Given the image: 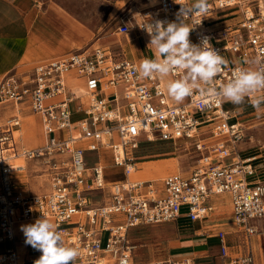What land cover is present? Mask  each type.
Here are the masks:
<instances>
[{
	"label": "built area",
	"instance_id": "2783aa9c",
	"mask_svg": "<svg viewBox=\"0 0 264 264\" xmlns=\"http://www.w3.org/2000/svg\"><path fill=\"white\" fill-rule=\"evenodd\" d=\"M181 5L189 1L158 0L141 11L137 30L147 34L145 24L170 22ZM207 5L206 13L183 19H189L195 31L194 43L209 38L227 63L212 85L194 88L185 103L168 101L158 74L140 77L133 60L108 47L70 51L1 78L0 107L26 105L40 118L45 143L30 149L18 145L14 134L21 107L0 119V242L13 239L17 222L44 215L57 225L67 247L78 250L75 264H194L175 257L134 262L137 244L129 231L180 218L203 220L213 211L210 199L223 193L231 201L236 232L246 239L264 234L259 227L264 219V181L256 178L258 156L239 148L244 126L224 108L223 97L211 90L231 81L236 69L264 68V0H212ZM215 9L222 13L211 19ZM209 24L213 29H207ZM131 29L124 21L117 32L126 36ZM183 74L179 69L170 73L174 78ZM70 77L81 80L84 95H76ZM260 95L264 92L251 98ZM114 131L117 143L112 142ZM144 141L179 142L193 154L192 170L188 175H165L161 191L152 181L130 180L139 158L133 152ZM85 148L109 149L113 164L123 169L124 178L111 183L108 201L100 206H88L89 189L83 187L90 180L95 188H103L98 183L102 167L95 165L90 175L85 174ZM19 157L43 160L49 191L30 193L15 186L13 174L19 167L13 161ZM225 235L222 230L216 234L222 264H255L250 244L246 252H230ZM0 264H20L16 251L0 252Z\"/></svg>",
	"mask_w": 264,
	"mask_h": 264
},
{
	"label": "crops",
	"instance_id": "0c3cea01",
	"mask_svg": "<svg viewBox=\"0 0 264 264\" xmlns=\"http://www.w3.org/2000/svg\"><path fill=\"white\" fill-rule=\"evenodd\" d=\"M51 1L52 0H0V75L18 67L22 61L23 63H27L26 65L29 64L28 62L33 61L32 66H34L38 62L58 57L73 49H79L75 47L82 45L83 42L88 40L87 38L89 35L85 32V26L90 23L84 20L82 13L66 6H54ZM100 1H103L105 15L109 13L114 14L116 11L130 10L133 6L141 2H143V4L146 3L143 0ZM170 22H179L178 17H174ZM184 23L191 27L189 22ZM133 34L135 33L133 32L132 35ZM192 35H195L193 28L189 36L191 43L193 41ZM149 40V36L133 35V38H131L128 44L120 45L119 49L115 51L121 56L133 60L139 68V64L143 58H155L153 55L154 50L148 48ZM158 76L168 101L175 104H181L187 101V98L182 102L172 100L166 90V87L168 88V84L171 81L182 78L184 74L178 78H174L170 74L167 76ZM68 82L72 89H74L76 95H84L81 80L70 77ZM82 100L85 101V97H82ZM9 104L11 105V113H8L6 104L0 107L1 120L12 114L18 107H21V109L28 108L23 104ZM223 105L225 109L234 106L224 99ZM21 111H19V114ZM38 120L41 124L39 117ZM25 121V136L32 138L35 136L38 128L37 122L31 117H27ZM14 135L16 136L17 133ZM78 143L84 146L83 141H78ZM85 150H87L85 152L92 153L96 156L93 163L88 164L84 155L85 174L90 175L91 169L95 165L101 166L102 170L110 169L117 171L114 169L116 167L115 165L111 168L103 166L101 162L103 157L101 150H88V148H85ZM161 160H152V162ZM167 160L168 159H165L163 161H166V164H168ZM171 160H173L172 162H174L173 164L176 168L179 169L181 160L177 158H171ZM147 162H140L139 164L145 165L144 163ZM13 163L15 166L17 165L19 167L20 171L25 167L24 164H16L14 161ZM173 164H171L172 166L170 165L172 169ZM143 165H141L142 172H139L141 175L151 172H145ZM138 166H135V171L138 169ZM168 166L166 168L164 167V172L170 170ZM176 168L174 169L175 171L177 170ZM160 176L162 175L159 174V177L155 179L151 178L143 181H152V183L156 181V187L158 191H161V180L163 177L160 178ZM104 177L105 179L109 177V173L108 175L104 173ZM86 183L88 184L89 182L87 181ZM15 186L24 189V187L16 183ZM225 194L228 196L227 193H223L213 196L210 199L209 203L214 207V210L211 211L205 219L190 222L185 218H180L176 221L182 228V232L178 233L177 239L172 243L171 248L173 252L169 251L168 253L170 257L187 258L194 264H222L219 257V239L216 236L217 232L222 230L226 233L225 240L230 252H246V245L248 243L251 246V251L255 258V264H264V234L254 235L246 239L242 233L236 232V228H234L236 224L233 220V214H231L232 212L230 211V203L225 197ZM86 195L87 199H89V193ZM91 197L99 199L98 197L101 198L102 196L93 194ZM217 209H223L224 211ZM31 221L35 220L17 222L13 226V239L0 242V252L13 248L18 255L20 264H34V261L41 255L39 251L25 243V236L21 231V226L31 224ZM262 222H264V219L259 221V227L264 231V223ZM141 229H144V227L139 226L129 231V238L138 244V247L139 243L137 242L139 238L137 235ZM143 253L145 252H134L132 254L133 261L146 262L161 260V258H144L145 254Z\"/></svg>",
	"mask_w": 264,
	"mask_h": 264
},
{
	"label": "rangeland",
	"instance_id": "374dc122",
	"mask_svg": "<svg viewBox=\"0 0 264 264\" xmlns=\"http://www.w3.org/2000/svg\"><path fill=\"white\" fill-rule=\"evenodd\" d=\"M143 2L138 3L137 5L133 6L130 10H124V11H116L114 14H104V4L103 1L100 0H52V4L54 6H66L74 10H78L79 13H82L84 20L86 22H89L87 26H85V32L88 34V40L83 42L82 45H79L75 48H79L80 50L86 49V48H94V47H111L112 49L118 50L120 45H126L130 42L131 38H133V35H143L148 36V34H142L139 32L136 28V22L140 20V14L141 11L151 5H154L157 3L158 0H143ZM190 4L194 2V0H188ZM212 0H207V2ZM222 12L219 9H215L213 12V15L210 16V18H215L216 16H219ZM128 21L131 24V31L128 33V35H121L117 32V27L120 23ZM172 21V20H171ZM184 22H189V19H183ZM234 21V20H233ZM190 24V22H189ZM212 24V23H211ZM209 24V27L207 29H213V27ZM135 33L132 35V33ZM194 43V35H192ZM78 50L73 49L71 51ZM27 63L21 62V64L18 67H15L14 69L4 73L3 75H0L1 78L7 74V73H20L27 71L28 69L32 68L33 61ZM252 68V67H249ZM185 74V73H184ZM205 85L201 84L199 88H203ZM166 90L168 92V88L166 87ZM171 97V96H170ZM172 100L176 101L171 97ZM11 105L9 103L6 104L8 113H11L10 107ZM226 107V106H225ZM227 110L235 116V118H238L240 122L243 124L245 129V136L243 137L242 141L239 143V148L244 152H250L255 153L258 156V168H257V176L256 178L260 181H264V105L261 106L260 111L255 110L253 107H251L250 103H245L242 106H233V107H227ZM21 122L20 127L18 128V131L16 132V141L19 146H22L26 149L35 148L38 146H41L45 143V136L43 133L42 126L38 120V117L33 114L29 108H23L21 113ZM27 117L34 118L37 122V131L34 137L29 138L25 136V125L26 121L25 119ZM112 142L117 143L118 142V135L117 132L114 131L112 133ZM101 153L103 155L102 157V164L103 166L107 168L114 167V164L112 162V155L111 151L109 149H101ZM134 156H138L139 158L135 159V166L138 169L137 172H142L140 162H147L152 160H165L168 159L165 168L168 166L170 170H159V171H151L144 174H140L138 176H131V178L138 179V180H145V179H151V178H157L159 177V174H161V177H164L168 173H180L183 175H188L193 167V154L189 153L183 149V146L179 142H163V141H154V142H142L139 145V148L136 150V152H133ZM85 158L88 162V164H92L93 161L96 159V156L92 153L85 152ZM171 158H177L180 161L179 165L180 168L177 169L176 166L172 162ZM16 164H24L25 167H23V170L20 171L19 169L16 170L13 174V180L17 185H21L30 193H43L50 190V181L49 176L46 170V166L42 159L40 158H32L27 159L24 157H19L14 160ZM148 163V162H147ZM170 163L173 164V169L170 168ZM145 164V163H144ZM177 169L176 171L174 169ZM118 172L122 175L120 177V180L124 178L123 175V169L120 167H115ZM164 172V173H163ZM87 175V174H86ZM115 177H107L105 179V186L102 189L95 188L91 181L89 180L88 185H84V188L88 187V191H86V194L89 193V199H87L88 206L94 207V206H100L108 201L109 196V190L111 183L114 182L113 180ZM152 179V180H154ZM111 180V181H110ZM118 180V181H120ZM110 181V183L108 182ZM109 183V184H108ZM154 186L157 185V182L155 181ZM49 188V189H48ZM93 194H98L99 196H102L99 199H95ZM225 197L229 200L230 203V211L232 212V205L229 197L225 194ZM226 200V199H225ZM214 210V207H213ZM220 211H224L223 209H217ZM185 211V208H182V212ZM216 211V210H215ZM36 221V220H35ZM35 221H31V223H34ZM51 222V221H50ZM264 223V222H262ZM144 229L139 230V233L137 235L139 247L137 244V248L135 252H145L144 258H161L162 259H170L169 251L173 252L172 250V243L174 240L177 239L178 233L182 232V228L179 226V224L176 221H170V222H163L159 224L154 225H144ZM236 228V227H234ZM65 242V241H64ZM65 246L67 247L66 243ZM156 261V260H154Z\"/></svg>",
	"mask_w": 264,
	"mask_h": 264
},
{
	"label": "clouds",
	"instance_id": "9594fccd",
	"mask_svg": "<svg viewBox=\"0 0 264 264\" xmlns=\"http://www.w3.org/2000/svg\"><path fill=\"white\" fill-rule=\"evenodd\" d=\"M208 10L207 0H194L182 6L177 14L179 22L156 20L142 26L150 37L148 48L155 58H143L138 74L142 78L154 75L167 76L175 70H183L184 76L168 84V93L177 102L191 96L194 88L201 84L212 85L220 74L226 60L213 49L209 38L204 37L200 44L190 42L192 28L183 18L199 15ZM226 102L234 106L250 103L260 111L264 105V95L251 98L256 92H264V68L236 69L233 79L222 85L219 90L211 89ZM25 243L41 253L34 264H75L79 255L76 248L66 247L57 225L42 215L34 223L22 225Z\"/></svg>",
	"mask_w": 264,
	"mask_h": 264
},
{
	"label": "bare ground",
	"instance_id": "6f19581e",
	"mask_svg": "<svg viewBox=\"0 0 264 264\" xmlns=\"http://www.w3.org/2000/svg\"><path fill=\"white\" fill-rule=\"evenodd\" d=\"M171 21V20H170ZM181 76H183V75H181ZM181 76H178V77H181ZM177 77V78H178ZM161 83V82H160ZM161 85H162V83H161ZM163 87V86H162ZM164 89V88H163ZM164 92H165V90H164ZM83 93H84V87H83ZM229 103V102H228ZM231 104V103H230ZM83 159H84V157H83ZM172 163H170V165H171ZM165 165H166V161H163V160H161V161H156V162H148V163H145V165H143V169H144V171L146 172V171H159V170H162V169H164V167H165ZM15 166V165H14ZM172 166V165H171ZM15 167H18L17 165L15 166ZM82 167H83V169H84V171H85V163H84V161H83V165H82ZM98 167H101V166H98ZM121 168V167H120ZM105 169V168H104ZM104 173L105 174H107L108 175V173H109V177L111 176V177H115L114 179L115 180H113V181H118V180H120V177H122L121 176V174H120V172H118V171H115V170H110V169H105V170H102V179H100V182H98V183H100L101 184V186L100 187H104L106 184H105V180H104ZM140 173L139 172H137V171H135V167H133V168H131V171H130V173H129V179L130 180H136V181H143V180H138V179H134V178H131V176H137V175H139ZM131 175V176H130ZM111 181V180H110ZM110 181H108L109 183H110ZM99 187V188H100ZM214 196H216V195H214Z\"/></svg>",
	"mask_w": 264,
	"mask_h": 264
}]
</instances>
